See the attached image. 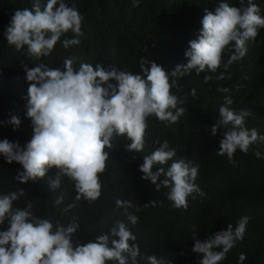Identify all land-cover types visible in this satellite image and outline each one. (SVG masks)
<instances>
[{"label": "clouds", "instance_id": "obj_1", "mask_svg": "<svg viewBox=\"0 0 264 264\" xmlns=\"http://www.w3.org/2000/svg\"><path fill=\"white\" fill-rule=\"evenodd\" d=\"M138 7L135 2L134 8ZM82 21L75 5L69 6L64 0H46L43 5L41 0H32L30 8L14 13L4 36L16 50L26 48L29 55L39 59L50 56L61 36L69 31L75 37L83 35ZM260 29H264V16L252 0L243 11L225 2L215 12L205 9L202 31L185 52L188 61L180 53L177 63L166 52L167 62L158 58L129 60L125 71L115 66L105 69L101 64L93 67L91 63H80L77 68L74 58L65 59L63 68L45 63L34 68L22 65L25 72L18 77L16 106L31 121L33 135L24 146L18 141H0V155L8 164L22 166L23 171L16 176L20 184L36 182L52 168L58 173L51 182L52 194L47 193L37 216L31 204L24 209L13 207L25 195L23 188L0 195V225L8 223L7 230L0 231V264H136L140 256L137 237L123 221H118L110 234L74 246L72 238L81 224L77 219L78 223L72 221L68 226L56 222L55 208L67 205L87 223L93 217L95 203L105 194L118 198L117 206L125 209L128 221L135 225L138 217L127 212L134 207L132 202L123 201L112 189L105 190L103 182L107 163L129 155L141 164L142 178L155 185L159 194L163 187L169 189L168 207L187 209L189 196L192 202L199 201L205 193L199 185V165L177 159L175 147L167 141L149 143V131L165 135L170 126L177 125L188 111L190 93L195 96L192 88L197 74L205 69L215 72L229 46L232 54L225 68L242 59L248 42L255 41ZM79 43L78 38L65 39L63 47ZM140 43L144 44L143 40ZM239 73L232 74L222 87V102L219 110L213 111L211 121L212 135L219 131L221 137L218 155L226 154L230 163H234L238 149L247 153L254 144L260 151L255 152L257 158L264 157V99L252 93L247 78L250 73ZM184 74L195 77L183 84L180 76ZM198 78L205 82L211 79L209 74ZM219 78L223 79V74ZM255 106L259 108L254 111ZM9 124L18 129L21 120L14 115ZM118 136L126 137L113 142ZM119 147L123 152L118 151ZM115 149L119 156L111 155ZM183 153L181 150L180 155ZM168 161L172 163L166 171L163 167L153 171L155 165ZM61 174L67 177L60 179ZM162 175L165 178L160 181ZM149 205L154 206L155 201L143 207ZM249 219L242 217L235 229L226 223L214 227L206 241L196 240L191 251L200 254L199 264H220L231 249L242 248ZM245 259L242 252L240 261ZM147 261L168 264L155 255L148 256Z\"/></svg>", "mask_w": 264, "mask_h": 264}, {"label": "trees", "instance_id": "obj_2", "mask_svg": "<svg viewBox=\"0 0 264 264\" xmlns=\"http://www.w3.org/2000/svg\"><path fill=\"white\" fill-rule=\"evenodd\" d=\"M184 1L180 5L173 0H64L69 6L75 5L83 16V35L75 37L69 31L61 36L50 56L37 59L29 55L26 48L16 50L4 36L14 13L30 8L32 0H0V141H18L24 146L33 135L31 121L16 106L18 98L15 92L20 86L18 77L25 72L22 65L34 68L45 63L49 67L63 68L65 59L74 58V66L77 68L80 63H91L93 67L101 64L105 69L115 66L125 71V62L129 60L158 58L167 62L166 52L173 55L177 63L180 53L188 61L185 52L189 49V42L196 40L202 31L205 9L215 12L221 3L226 2L243 11L249 2ZM135 2L139 3L138 8H134ZM41 3L45 4L46 0H41ZM252 3L259 6L264 16V0H252ZM72 38H78L80 43L64 48L63 41ZM141 40L144 44L140 43ZM247 49L242 59L225 68L232 54L229 46L223 53L221 66L215 72L205 69L197 74L192 88L195 89V96L190 93L187 99L188 111L179 123L170 126V131L165 135L150 131L148 134L149 143L167 141L175 147L177 159L182 158L199 165L201 172L198 175L201 173L202 179L199 185L205 189L204 196L194 202L189 196L187 209L168 207L166 203L171 202L167 198L169 189L163 187L159 194L155 185L142 178L143 173L139 170L141 164L133 156L129 155L119 161L111 159L106 167L108 173L103 177L105 190L112 189L123 201H131L134 207L127 209V212L135 214L138 221L132 225L125 215V209L117 206L118 198L105 194L95 203L93 217L87 223L82 222L67 205H62L55 208L56 222H64V226L72 221L81 224L72 238L74 246L110 234L117 222L123 221L137 237L135 243L139 245L140 256L136 264H148L147 257L150 255L163 258L168 264H199L200 254L191 251L196 240L206 241L211 229L225 223L235 229L237 222L248 216L250 219L243 247L231 249L220 264H264V157L261 155L257 158L255 152L259 149L254 144V149L249 148L247 153L238 149L234 153V163H230L226 154L218 155L221 141L219 131L215 136L211 133L213 111L216 113L222 102L220 91L232 74H240L239 71L250 73L247 78L252 93L256 98L264 99V29L259 30L255 41L248 42ZM203 74H209L211 79L205 82L198 78ZM221 74L223 79L219 78ZM194 77L184 74L180 76V82L187 84ZM18 105L22 106V103L18 102ZM258 108L255 106L253 110ZM14 115L21 120L18 129L9 124ZM124 137L118 136L113 142ZM118 145L123 146L121 142ZM106 150L109 152V149ZM181 150L184 153L180 155ZM118 151L123 152L120 147ZM111 155L119 156L116 149ZM171 163L168 161L165 165H155L153 171L160 167L166 171ZM22 171L21 165L15 162L8 164L5 157L0 155V195L23 188L25 195L15 201L13 207L24 209L31 204V211L37 216L47 193L50 196L52 194L51 182L55 180L58 170L52 168L44 178L20 184L16 176ZM66 177L61 174L60 179ZM164 178L162 175L160 181ZM153 201L154 206L143 207ZM137 207L140 208L139 212L136 211ZM7 228V221L0 225V231ZM242 252L246 255L243 262L240 261Z\"/></svg>", "mask_w": 264, "mask_h": 264}, {"label": "bare ground", "instance_id": "obj_3", "mask_svg": "<svg viewBox=\"0 0 264 264\" xmlns=\"http://www.w3.org/2000/svg\"><path fill=\"white\" fill-rule=\"evenodd\" d=\"M127 145V144H126Z\"/></svg>", "mask_w": 264, "mask_h": 264}]
</instances>
